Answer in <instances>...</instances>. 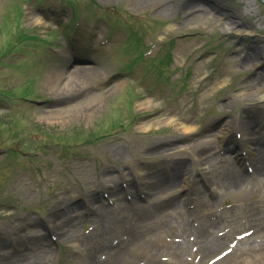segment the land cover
<instances>
[{
  "label": "rangeland",
  "instance_id": "obj_1",
  "mask_svg": "<svg viewBox=\"0 0 264 264\" xmlns=\"http://www.w3.org/2000/svg\"><path fill=\"white\" fill-rule=\"evenodd\" d=\"M218 1L256 16L236 19L233 33L207 5L186 16L187 0H0V264H90L127 227L159 219L134 264L180 234L199 241L220 207L230 220L212 234L238 228L233 216L251 209L243 201L264 198L251 154L238 152L240 171L228 136L219 147L256 121L264 131V100L253 94L264 75V0ZM64 28L75 30L71 58ZM74 62L86 79L75 87L64 83ZM54 69L65 74L58 90L46 84ZM56 110L62 118L50 117ZM231 173L244 183L231 187Z\"/></svg>",
  "mask_w": 264,
  "mask_h": 264
},
{
  "label": "bare ground",
  "instance_id": "obj_2",
  "mask_svg": "<svg viewBox=\"0 0 264 264\" xmlns=\"http://www.w3.org/2000/svg\"><path fill=\"white\" fill-rule=\"evenodd\" d=\"M203 2L199 3L196 0H187V2H184V6H186L187 8H185L184 12L186 16L191 15V10L192 9H197L198 7H204L205 5L211 7V9L216 10V12L220 15V19L224 18L223 21H221V25L224 28H230L234 33V27L237 23V20H245V19H251L252 17L256 16L255 14L252 13V11H250L247 16H245L244 13H239V15H232L230 13H228V11L225 10L224 6L222 5V3L218 0H202ZM168 5V6H167ZM165 4L162 3L159 6H161L160 8H162L163 10H168L172 9L175 5H169V4ZM167 6V7H166ZM162 11V10H161ZM164 12V11H163ZM247 17V18H246ZM40 18H36V21H40ZM234 25V26H233ZM240 31V30H239ZM239 31H235V32H239ZM240 32H253L252 31V24L247 25L246 29L241 30ZM62 53H64V55H66L65 51H62ZM262 55V52L259 51L255 54V57ZM82 66L79 64H76L74 66H71V68L69 69V72L67 74V79L64 80V83H67V86H78L83 84V80L85 81V75L82 74L81 71ZM65 74L60 73L59 70L54 69L52 71H50L49 73L46 74V84L50 89H57L58 90V85L61 82V78L64 77ZM261 78V81L259 82ZM258 81V84L254 90V95H256L259 99L264 100V75L260 74L256 75V78L253 81ZM73 92V91H72ZM60 96H64V94H59ZM98 95H94V97H97ZM95 99H92L91 101L88 102L87 105L91 104V103H95ZM150 104V101L144 100L142 101L141 105H148ZM88 110H91V107H89ZM87 110V111H88ZM56 111H53V113H51L50 117H54V118H62L63 117V113H56ZM259 120V119H258ZM246 123V122H244ZM256 126L254 128V130L251 132L249 129H247V125L244 126V130L243 131V135H242V140L241 141H237L236 139H234L232 137V135H230V132H227V134L222 136V140L220 141V149H222L223 147L221 146L223 144V140H226V136H228V138H230L229 140L231 141V150L234 151V153L236 154L237 157V161L239 163V165L241 167L244 168L245 165V158L241 157L239 155V151L242 150H246L247 153L251 154L250 155V161L254 162L252 165L254 168V174L258 175L259 172L264 176V167L259 166L258 162H257V157H261V159L264 160V152L262 151V148L264 147V144L262 143V139L264 136V131H263V126L262 123L259 121H256ZM183 131H185L186 133H191L193 132V128L190 126H182ZM230 135V136H229ZM264 149V148H263ZM256 166V167H255ZM142 175V181L144 182L145 185H148V181L146 178H144V172H141ZM229 179H227L228 183L231 185V187H239L241 184L244 183L243 178H245L244 176L241 175H233L231 173L230 176H228ZM181 180H183L184 182H187V178H181ZM182 188H180L178 190V192H180ZM215 189V188H214ZM208 190V189H207ZM210 190V189H209ZM216 192V189L213 191V193ZM254 203L257 204H263L264 205V198L263 197H257L256 199H254ZM178 206V205H177ZM255 209H259L255 208ZM262 215H260L259 217H251L250 220H246L245 223L247 224H251V226L254 228V232L248 236V237H244L240 240H238V244L235 247V250L233 251L232 254H227L225 256H223L222 258H220L216 263L214 264H264V261H262V258H264V244H261L262 241L260 239L264 240V232L262 231V229L264 228V207L262 209ZM135 229V228H134ZM138 229V228H137ZM208 235L210 234L209 232H206ZM207 236V235H206ZM135 238V239H134ZM133 238V240H131L130 245L128 246H122L119 245L117 249H111V251L109 250V257H106V261H91L90 264H128L129 261H131L132 258H134L135 256H137L140 252V247L142 245V243H145L147 241L152 242L153 237L151 234L149 235H145V234H141V236H135ZM208 239V236H207ZM259 239V241L257 242V240ZM155 240V239H154ZM226 241V238L224 237L223 240L221 239H211L209 240V244L207 245V247H210L211 250L217 245V248L221 246V244ZM135 242V243H134ZM133 243V244H132ZM141 243V244H139ZM216 248V249H217ZM213 252V251H212ZM212 252H209L208 255H211ZM155 264H160V263H155Z\"/></svg>",
  "mask_w": 264,
  "mask_h": 264
}]
</instances>
